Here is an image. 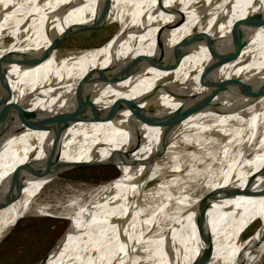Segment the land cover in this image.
Segmentation results:
<instances>
[{
    "label": "bare ground",
    "instance_id": "obj_1",
    "mask_svg": "<svg viewBox=\"0 0 264 264\" xmlns=\"http://www.w3.org/2000/svg\"><path fill=\"white\" fill-rule=\"evenodd\" d=\"M241 17L233 35L231 23ZM111 20L121 25L110 41L70 60L59 62L53 49L37 63L11 62L39 54L68 25ZM202 32L221 51L239 50L207 77L236 76L251 85L264 79V0H0V80L14 84L0 98V191L22 185L21 196L0 212V234L48 181L35 178L52 137L33 128L39 112L71 106L75 83L90 67L141 55L138 67L159 52L166 57L178 42L174 68L146 66L114 83L85 84L101 106L156 87L141 101L92 110L60 133L56 151L66 164L110 159L118 167L140 152L126 173L118 168L119 176L68 212L70 228L51 257L57 264H237L263 250L264 223L251 237L241 235L264 209V95L215 92L198 80L211 60ZM31 68L43 72L23 84ZM182 167L181 187L191 194L173 195ZM161 172L171 176L144 191Z\"/></svg>",
    "mask_w": 264,
    "mask_h": 264
},
{
    "label": "rangeland",
    "instance_id": "obj_2",
    "mask_svg": "<svg viewBox=\"0 0 264 264\" xmlns=\"http://www.w3.org/2000/svg\"><path fill=\"white\" fill-rule=\"evenodd\" d=\"M205 16L206 13L202 15V19ZM120 25L119 22L111 20L97 27H89L68 34L55 45V53L59 55L56 60H59V62L61 60L67 61L84 52L93 50L88 48L106 44L115 35ZM7 41L8 38L5 39V43ZM42 72L39 68L28 69L26 77L23 78V84ZM8 83L12 89V86H14L13 80L8 79ZM139 152L133 151L131 153L129 156L130 164L127 165L121 162L116 167L113 163L105 162L96 165L71 167L59 172L31 198L27 209L0 234V264H35L43 255V259L47 257L41 264H57L56 259L54 260L51 254L64 232L70 228V221L66 216L68 212L76 204L91 198L96 187L119 176L118 168L122 172L124 171L122 174L126 173L136 162ZM184 169L185 167H182L176 175H173L176 178V185L172 186L173 195L179 193L191 194V191L181 187V183L187 176ZM169 176H171V172H161L158 176L148 180L143 186V190H152L154 186ZM201 185L202 182L198 186ZM2 208H0V212ZM141 208L143 209V207ZM153 210L155 209H150V212ZM258 220L259 223L257 224ZM263 223L264 209H261L243 230L242 240L251 237ZM252 231L253 233H251ZM252 253L253 258L242 264H264V249L261 251L255 249Z\"/></svg>",
    "mask_w": 264,
    "mask_h": 264
},
{
    "label": "water",
    "instance_id": "obj_3",
    "mask_svg": "<svg viewBox=\"0 0 264 264\" xmlns=\"http://www.w3.org/2000/svg\"><path fill=\"white\" fill-rule=\"evenodd\" d=\"M183 17L182 15H179V18L174 22L177 23L179 20H181ZM243 17L235 19L230 26L231 32H233V35L235 33H238L237 28L235 26L242 21ZM254 22V21H252ZM174 23H169V25H173ZM98 24L89 23V22H76L71 25L66 26L57 36L52 38L49 43L42 49V51L34 56H30L27 59H13L11 62L25 65L26 63L32 64L37 63L41 60H43L50 52L55 48V45L63 39L68 34L89 28V27H97ZM202 38L203 43L211 57V60L205 64L203 67L201 73L198 76V80L200 82H203L209 86H211L215 92H220L227 87H230L231 89H236L237 93L243 96L250 97L252 99H255L256 97L264 95V79L260 82L256 83L255 85H251L248 82H245L241 80L239 77L236 76H230V77H223L218 79H213L210 77H207L208 73L217 65L221 64L222 62L228 61L238 54V49L236 47H232L229 51H221L219 50L216 45L215 41L212 37H210L205 32H202ZM178 42H175L171 45V48L164 57L162 53H158L157 56L152 58H147L146 62H142L141 65L137 67V64L139 63L138 60H140L141 55L135 56L132 60H130L127 63H124L119 66H109V67H99V66H93L87 69L78 79L75 83V87L73 89V101L71 106L59 109V110H41L39 114L36 116L33 128L37 129H43V130H49L51 132V142L49 145V148L47 149L46 154L42 159H40L37 163V169L35 172V178L40 177H47L48 181L42 184L33 195L30 196L29 200L38 193L41 189H43L47 183L53 179L59 172L62 170H65L67 168L71 167H80V166H89V165H96L100 163H113L110 159L105 161H73L69 162V164H66V161L59 159L57 151H56V143L59 140L60 133L63 131L66 126L75 120H80L83 116H85L87 113L91 112L92 110L104 107L106 105H113L118 103H132L136 101H141L145 99L146 96H150L154 91L155 87H151L150 90L152 92L149 93H143L141 95H138L134 98H127L124 96H118L114 99H112L108 104L106 105H98L93 102L92 96H95L96 94L90 93L89 91L84 90L85 84L88 85L90 83L99 82L100 84H110L117 81H120L127 76L136 73L141 72L143 68L146 66H152L158 69H171L174 68L178 62V57L180 56V53L178 51ZM144 56V55H142ZM11 88L8 83V80L2 78L0 80V98L10 92ZM251 99V100H252ZM235 111L234 109H231ZM253 113L252 110H249L248 112L242 114V117H247ZM168 116V115H167ZM0 120H2L0 118ZM2 122V121H1ZM0 122V124H1ZM254 150L252 149L251 152ZM261 175L264 177V168L260 171ZM17 171L14 169L11 173L13 176L16 174ZM262 193H264V182L262 186ZM21 190L22 185H19L17 187L8 186L5 190L0 191V208L10 204L11 202L17 200L21 196ZM202 202V201H201ZM199 213H202L199 211ZM259 223V220L257 224ZM256 224V226H257ZM253 233V231L251 232ZM201 235L203 237L207 236V232L201 231ZM123 240V239H122ZM44 255L35 263L39 264L40 261L43 259ZM243 262L237 263L242 264Z\"/></svg>",
    "mask_w": 264,
    "mask_h": 264
}]
</instances>
